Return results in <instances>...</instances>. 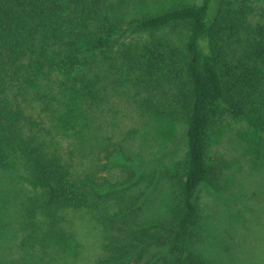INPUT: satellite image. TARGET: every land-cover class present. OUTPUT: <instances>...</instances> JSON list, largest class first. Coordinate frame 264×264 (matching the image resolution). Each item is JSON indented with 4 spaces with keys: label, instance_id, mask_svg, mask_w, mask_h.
Masks as SVG:
<instances>
[{
    "label": "trees",
    "instance_id": "obj_1",
    "mask_svg": "<svg viewBox=\"0 0 264 264\" xmlns=\"http://www.w3.org/2000/svg\"><path fill=\"white\" fill-rule=\"evenodd\" d=\"M257 9L252 0H0V182L34 189L7 204L1 186L0 212L23 203L27 240L40 231L39 244L62 247L71 215L90 213L103 231L93 264H213L196 247L199 192L219 176L211 134L224 114L264 130ZM163 125L184 130L186 152L171 166L165 216L150 219L158 172L146 167L148 137L163 138ZM0 227L1 242L12 232Z\"/></svg>",
    "mask_w": 264,
    "mask_h": 264
},
{
    "label": "rangeland",
    "instance_id": "obj_2",
    "mask_svg": "<svg viewBox=\"0 0 264 264\" xmlns=\"http://www.w3.org/2000/svg\"><path fill=\"white\" fill-rule=\"evenodd\" d=\"M252 1L258 7L255 17L264 21V0ZM166 128L169 130L165 131ZM159 130L165 132L163 138L154 134L148 137L154 148L149 151L146 167L158 172L157 182L145 201L146 216L150 219L165 216L172 201L168 180L171 166L186 152L182 128L163 125ZM210 157L219 176L215 187L204 185L199 192L204 235L197 249L213 264H264V130L257 132L247 119L224 114L211 134ZM4 179L5 182H0L1 194L3 186L7 189L4 199L9 193L13 195L7 204L20 203L32 196L34 189L23 179ZM22 204L15 206L14 211L11 208V214L0 212V226L12 232L7 230L1 237L0 264H93L100 257L103 231L90 213L71 215L68 224L72 233L64 247L53 241L41 245L36 236L40 231L27 240L33 233L27 228L23 230L28 217L24 215L26 212L25 217L20 212ZM40 220L38 215L35 221ZM33 243L36 257L32 258L35 254L31 253L29 258Z\"/></svg>",
    "mask_w": 264,
    "mask_h": 264
}]
</instances>
